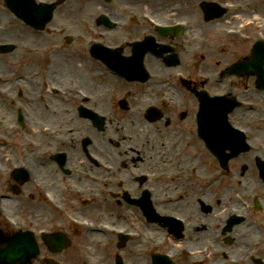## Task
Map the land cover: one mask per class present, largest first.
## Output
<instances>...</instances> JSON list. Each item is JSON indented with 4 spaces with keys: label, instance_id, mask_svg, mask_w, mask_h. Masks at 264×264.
Returning <instances> with one entry per match:
<instances>
[{
    "label": "flooded vegetation",
    "instance_id": "1",
    "mask_svg": "<svg viewBox=\"0 0 264 264\" xmlns=\"http://www.w3.org/2000/svg\"><path fill=\"white\" fill-rule=\"evenodd\" d=\"M74 2L71 0L56 12L70 24L73 23L68 17L73 15ZM208 2L110 0L103 4L104 14L121 23L115 29L100 25L96 13L90 15L91 24L100 38L106 45L118 48L119 52L109 53L107 61L89 57V76L103 87L102 94L97 88L81 85L85 84L83 79L77 84L71 78L66 84L73 90L69 97L71 103L64 104L62 111L67 117L60 119V123L63 129L68 124L74 125L68 134L78 130V134L83 135L75 144L72 136L62 132L58 142L61 148L57 152L65 153L63 163L44 159V182L52 189L53 183H59L58 190H55L59 191L58 200L62 203L65 202L63 194L69 193L75 198L74 194L79 191H95L104 187L109 191L135 190L139 193L148 189L154 195V203L162 193H169L174 198L170 206H177L176 212L194 224L190 227L193 234L187 235L186 232L182 238L171 236L172 243L168 249L171 264H264V246H258V242L264 245V223L258 226L257 216L264 213V190L256 191V187L264 189V90L257 87L262 73H223L236 62H245L244 68L258 72L261 70L259 66L264 65L261 47L249 57L254 44L264 40V0H220L223 4L244 2L248 5L247 11L235 15L232 24L235 33L232 36L223 32L224 20L217 25H210L205 20L204 8ZM93 4L100 5L96 1ZM146 15L160 24L185 22L189 27L185 32L163 33L147 21ZM246 16L248 18L244 20ZM66 45L68 54L75 55V43L69 41ZM175 57L180 63L178 66L190 62L191 71L183 73L184 78L177 74L176 66H169ZM62 59L67 60L66 75L70 78L76 68L71 58ZM143 67L150 74L146 83L129 82L114 71L129 77H142ZM112 79L123 84L117 87ZM203 91L222 98L219 104L204 105L205 112L200 115L199 94L202 96ZM235 100L241 104L235 105ZM101 101L110 109L116 106L118 110H122L120 102H123L127 111H141L140 118L147 123L150 122L146 114L155 108L164 116L161 120V115L156 123H162L165 129L172 125L169 115L166 117L165 114L179 112L184 123L180 133L173 135L181 140H185L186 135L190 145L201 146L196 159L204 163L195 170L202 176L201 184L193 185L197 180H190L189 173L184 174L190 185L183 188L184 197L175 199L182 188L170 178L173 169L160 168V138H153V143L136 138L134 142L122 144L126 138L117 141L102 136L103 143L116 146L114 157L106 158L101 152L105 148L99 147L95 137L106 129L99 132L96 121L85 110L104 113L99 105ZM200 122L204 127L203 133L199 130ZM235 129L245 132V136ZM244 139L257 149L242 151L229 160L227 168H223L206 147L208 143L230 146L224 151L232 153L238 150ZM147 144L152 145L146 147ZM186 160L191 162L189 158ZM105 166H113L114 169L106 171L103 169ZM161 172L166 173L163 183L160 176L147 183L136 181L140 175L156 176ZM209 176L215 179L209 182ZM198 187L201 192L193 193ZM140 199L139 204L143 200ZM193 204H196L197 216L179 210L186 208L192 213ZM237 217H242L241 221L232 225Z\"/></svg>",
    "mask_w": 264,
    "mask_h": 264
},
{
    "label": "rangeland",
    "instance_id": "2",
    "mask_svg": "<svg viewBox=\"0 0 264 264\" xmlns=\"http://www.w3.org/2000/svg\"><path fill=\"white\" fill-rule=\"evenodd\" d=\"M86 2H88L86 4ZM94 1L91 0H75L73 3V15L69 16L68 19L73 23L77 24L78 20L84 17L86 20L90 17L91 14L95 12H104L106 11L101 5L97 6L93 4ZM87 5V8H90L88 11H84V6ZM3 9H2V8ZM12 14L7 9L5 2L2 0L0 1V22L2 28H0V41L1 42H8L7 40L15 41L18 44V48L5 53L0 54V74L7 77V75L12 76V74L17 75H24L25 78H29L28 83H35L40 86L39 89L36 91L41 92V87L43 85V93H45V86L43 82L46 79L52 80L55 83L61 84L65 86L66 82L69 79L73 78V82L78 83L80 78L78 75L85 81L84 85L88 88H97L99 93L102 94L103 87L99 86L97 81H94L89 76V67L90 63L85 59L83 54L80 55H69L68 58H71L70 61L72 62L73 66L76 67L75 73L70 78L61 76L63 73L62 66H68V64L63 61L54 50V44L60 42V37H51V36H35L30 31L26 30L23 26H21L18 22H16L12 17ZM248 16L243 17L246 20ZM242 19V20H243ZM88 22V20H87ZM232 22V21H231ZM226 25L228 23L226 22ZM75 26V25H74ZM11 30L12 33H6V31ZM26 30V31H25ZM1 31H3L4 39L1 38ZM33 35V36H32ZM39 38V39H38ZM34 42L33 45H27L26 43ZM24 47H30L29 50H24ZM50 47L52 52H43L41 48ZM58 60L60 67L56 68L52 66V63ZM35 63V64H34ZM29 65V66H28ZM62 65V66H61ZM77 65V66H76ZM79 68L80 70H78ZM59 70V74H57L54 70ZM61 74V75H60ZM82 74V75H81ZM43 77L42 81L41 78ZM111 82L115 83L116 86L122 85L123 83L119 80H111ZM24 91H29L28 88H25ZM33 93V91H32ZM102 97V96H100ZM49 104L50 102L54 105V101L47 97ZM1 105V104H0ZM100 108L104 111L107 119H108V126L106 131L103 134L97 133L95 135L97 142L99 143V147L105 148L102 150L103 154L106 158L114 157L116 146L112 144H105L102 141V136L105 138L112 137L115 140H120L126 138V142H134L136 138L145 137L148 132L150 131V125H145L144 121L140 120L138 111H134V113L125 114L124 111H120L117 107H113L110 109L108 104L105 102L99 103ZM16 108L13 107V110ZM65 108H61L63 111ZM12 110V111H13ZM45 122L51 126H54V133L52 135H46V137H40V145L36 150H31L27 145H17V142H24L26 140V136L28 133L25 131L26 128H23L20 124L16 121V116L12 112V115L15 116V120L12 126L8 127L7 129L0 128V130H4L5 133L9 136V141L12 147L10 148H3L0 151V190L4 189H11L12 185L17 184L13 180H6L5 172L8 168L12 165V163H18L20 160L27 159V155L31 156V160L27 161L30 163L31 161L34 162L35 165L42 164L41 156L43 151H54L59 150L61 145L58 143L62 132L67 131L74 128L73 124H68L64 127L61 126L59 119H66V114L58 113V112H50L45 111ZM171 117L172 125L170 128L165 129L163 124H156L153 125V132L154 137L160 138L162 141L163 147L166 149V153L174 156V150L177 152V156L180 157L181 154L188 152L190 158V153H192L195 149V144L192 146L189 143V139L185 135V140L178 139L177 136L181 131V127L183 125V120H181L178 113L173 112L168 114ZM58 121V122H57ZM39 123V122H38ZM120 123V124H119ZM119 124V125H118ZM121 126L120 132L117 133L114 128ZM61 130L58 132V130ZM180 129V130H179ZM57 130V132H56ZM4 133V134H5ZM51 134V133H47ZM174 134V135H173ZM83 134H78V130L72 133V142L77 144L79 142L80 136ZM94 135V134H91ZM45 139V140H44ZM43 140L45 142H52L53 144L50 145L49 148H43ZM123 142L122 144L126 143ZM42 143V145H41ZM71 152V151H70ZM180 152V155H178ZM75 153V152H74ZM177 158V157H176ZM173 159H170V161ZM186 159L181 160L180 158L176 159V164L171 165L172 169H179L181 164L185 162ZM204 163V161H192L191 166L188 168L185 162V167L188 168V171L191 173L190 180L192 179H199L200 175L197 174L194 169L199 166L200 164ZM41 167H43L41 165ZM39 175L43 173V171L37 172ZM55 173V171H54ZM44 175V174H42ZM186 177L182 176L181 178H177L176 184L181 188H184L190 183V181ZM109 182V180H106ZM9 187H6L8 186ZM19 185V194L15 197V199L10 201V205L7 206L8 210L13 213L16 217L23 219L24 221H33L37 223L36 228H47L51 232H57L59 230L65 231L68 234L71 233L72 236V245L67 250L63 251V254L60 255H53L47 253L46 247L41 245L40 251H42L41 256L31 258V264H51V260H56V258L63 259L64 264H115V253L117 250V238L113 237H106L105 240L102 241H91L89 235L83 234L82 231H74L68 223L65 222L60 215H58L52 208H50L39 196V194L27 183L25 184H18ZM54 192L58 195L60 194L59 191L57 192V186L59 183L56 181L53 183ZM198 186V183L197 185ZM104 188H100L95 191H90L88 196L92 199L93 204L91 203L84 204L82 202V198L79 200L74 199L69 193L63 194L62 198L69 203L72 209H77L76 212L78 215L81 216H88L94 212H106L108 216L113 220L114 224L118 225H125L130 228H138L144 229L146 228L144 224H146L145 218L143 217L141 211L128 204H119L111 193L103 191ZM56 189V190H55ZM264 190L262 187H256V191ZM201 192L200 188L194 189L193 193L199 194ZM98 203V204H97ZM95 204H97V208H95ZM193 212L190 213L187 211L186 208H179V210L183 213L189 214L191 216L198 215L196 212V204L192 206ZM97 210V211H96ZM163 210H166V207H163ZM89 212V215H88ZM99 215V214H98ZM207 225H210L207 224ZM206 225V226H207ZM0 228L8 231L14 232L7 223L0 217ZM210 228V227H209ZM263 232V230H259ZM73 233V234H72ZM264 233V232H263ZM90 246V250L87 249V246ZM258 246H264L260 242H258ZM137 246H133V244L127 245V253H128V260L134 261L135 264H148L150 263L149 258H141L139 259V255L135 253V249ZM129 250L131 252H129Z\"/></svg>",
    "mask_w": 264,
    "mask_h": 264
},
{
    "label": "bare ground",
    "instance_id": "3",
    "mask_svg": "<svg viewBox=\"0 0 264 264\" xmlns=\"http://www.w3.org/2000/svg\"><path fill=\"white\" fill-rule=\"evenodd\" d=\"M34 106L37 107V111H40V110H41V105H40L39 103L35 104ZM2 112H3V111H2ZM36 116H37V117L42 116V112H36ZM0 149L2 150V148H0ZM1 150H0V151H1ZM92 236H93L94 239L97 240V241H102L103 238H104V235H102V234H100V233H98V232H94Z\"/></svg>",
    "mask_w": 264,
    "mask_h": 264
},
{
    "label": "water",
    "instance_id": "4",
    "mask_svg": "<svg viewBox=\"0 0 264 264\" xmlns=\"http://www.w3.org/2000/svg\"><path fill=\"white\" fill-rule=\"evenodd\" d=\"M12 3V0H8V5H10Z\"/></svg>",
    "mask_w": 264,
    "mask_h": 264
}]
</instances>
